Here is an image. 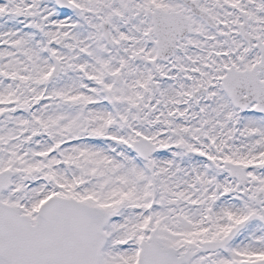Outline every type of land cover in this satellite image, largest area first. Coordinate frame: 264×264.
I'll return each mask as SVG.
<instances>
[{"label":"snow or ice","instance_id":"snow-or-ice-1","mask_svg":"<svg viewBox=\"0 0 264 264\" xmlns=\"http://www.w3.org/2000/svg\"><path fill=\"white\" fill-rule=\"evenodd\" d=\"M0 264H264V0H0Z\"/></svg>","mask_w":264,"mask_h":264}]
</instances>
